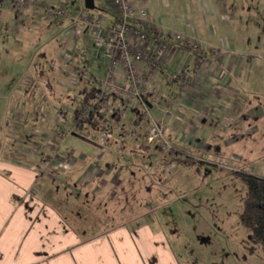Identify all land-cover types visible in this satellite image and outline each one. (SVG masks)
Listing matches in <instances>:
<instances>
[{"label": "rangeland", "instance_id": "obj_1", "mask_svg": "<svg viewBox=\"0 0 264 264\" xmlns=\"http://www.w3.org/2000/svg\"><path fill=\"white\" fill-rule=\"evenodd\" d=\"M226 1L239 19L242 14L237 12L238 1L247 5L243 10L252 11L248 13L251 17L254 10L261 11V6L255 4L259 0ZM7 11L0 8V156L36 164L47 160V143L61 146L75 141L76 137L91 141L88 139L94 134L91 127H76L71 119L72 108L82 96L81 89L90 85L80 81L82 76L79 75L78 85H73L70 82L77 77H68L63 72L64 45L56 30L59 24L48 20L42 27L35 28L29 21L20 31L12 32L7 24L11 19ZM92 13L98 16L96 10ZM79 49L69 50L73 53V62L68 67L73 69L80 62V70L90 72L91 66L87 62L99 57L91 50L82 52ZM237 50L229 54L231 62L239 64L243 56L247 60L249 55ZM213 52L212 65L216 66L224 54L215 46ZM187 68L176 67L170 75H174L177 88L169 89L166 85L164 91L168 97L175 95L176 99L180 96L190 101L191 106L185 109L177 102H164L158 105L159 113L152 114L165 124V135L179 157L162 155L156 148H150V153L145 152L141 149V134L127 143L130 148L138 147L140 156L130 150L139 178L133 182L134 197H129L135 201L134 208H131V201L129 203L135 213L126 216L159 225L176 264H264L261 246L251 240L249 231L239 219L247 186L238 173L245 171L264 176L263 121L248 116L251 111L248 105H254L258 100L247 95L241 89L242 85L232 82L224 86L222 79L213 86H197L198 94L187 92L191 85H198L191 81L185 87V79L198 71ZM203 68L211 75L221 71H213L209 62ZM182 76L185 77L183 80ZM255 87L262 91L259 105L264 112V83ZM173 123H176L175 128ZM141 129L146 130L145 123ZM112 142L115 141L107 139L104 145ZM118 147L123 149L120 144ZM186 158L193 164L178 162V159ZM44 170L50 172L49 167ZM69 184L65 183L64 187L71 193ZM79 188L75 185L72 192L76 194ZM108 205L104 204L102 209L104 227L125 218L123 214L112 212L114 209Z\"/></svg>", "mask_w": 264, "mask_h": 264}, {"label": "crops", "instance_id": "obj_2", "mask_svg": "<svg viewBox=\"0 0 264 264\" xmlns=\"http://www.w3.org/2000/svg\"><path fill=\"white\" fill-rule=\"evenodd\" d=\"M53 1L62 3L72 17L90 11L85 9L84 0ZM111 1L95 0L97 15L107 25L120 16ZM131 1L135 12L146 9L155 23L153 28H144L149 30L152 37L150 49L162 37L161 32L167 35L175 31L193 39V44L199 45L202 50L190 49L191 43L185 41L172 42L171 59L163 65L159 78L163 91L166 85H169V89L177 88L178 83L170 78V74L176 67L185 69V66L198 70L196 75L190 76L192 82H197L196 87L213 86L220 79L224 86L237 83L242 85L241 89L247 95L258 100L254 105H248L251 110L248 116L262 119L261 129L264 127L263 107L259 105L262 91L255 87L258 83H264V0L255 2L261 6V11L254 10L252 17L248 14L252 11L243 10L247 5L238 1L237 4L242 6V9L238 7L240 11L237 9L242 14L240 19L228 8L226 0ZM7 12L12 18L13 13ZM46 21L33 26L42 27ZM58 26L56 30L62 46L67 44L69 50L75 51L81 48L79 50L82 52L91 49L92 41L88 33L76 34L70 19ZM131 26L141 28L138 23L131 22ZM213 46L221 48L224 54L221 61L216 57L220 62L216 66L212 65L211 60V56L215 55ZM236 50L249 55L247 60L242 57L240 65L232 63L230 59L232 56L229 53H236ZM197 58L203 60V66L209 62L213 71L220 69V73L201 74L200 68L192 65ZM87 64L91 66L89 74L94 78H99L106 70V61L102 58L92 59ZM76 66H80V62ZM196 87L194 92L198 94ZM203 95L207 96V93L203 92ZM189 103L185 100V109L191 106ZM148 107L151 114L159 113L158 105L149 102ZM143 121L138 123L144 125ZM175 125L173 123L172 127L175 128ZM140 137L142 142V135ZM114 141L104 145L76 137L75 141L61 146L50 142L47 143V160L37 161L36 164L7 155L0 156V264H176L159 225L126 216L135 213L129 207L131 201V208H134L135 201L129 197H134L133 182L139 178L134 171L136 161L130 150L137 156H140L137 154L140 150L138 147L130 148L127 143L131 142L124 144L125 150L124 147L119 149V141ZM141 149L151 152L144 143ZM56 160L61 166L55 164ZM48 167L50 172L46 173L44 169ZM69 182L68 190L71 193L64 187ZM75 185L80 186L76 194L72 192ZM111 188L115 191H111ZM104 204H109L114 209L112 212L123 214L125 218L104 227Z\"/></svg>", "mask_w": 264, "mask_h": 264}, {"label": "built area", "instance_id": "obj_3", "mask_svg": "<svg viewBox=\"0 0 264 264\" xmlns=\"http://www.w3.org/2000/svg\"><path fill=\"white\" fill-rule=\"evenodd\" d=\"M111 2L120 14L111 25L104 23L101 16H95L91 11L72 17L68 15L62 3H54L53 0H0V8L13 13V17L7 23L12 32L20 31L28 20L32 25L38 26L44 20L60 24L70 19L76 34L88 33L92 41L91 52L106 61L104 74L94 78L89 72L81 71L80 66L73 69L68 67L73 62V53L69 51L67 44L62 49L64 65L61 67L68 77L72 75L77 77V80L70 82L71 84L78 85L79 75L82 76L80 81H85L90 85L88 87H94L93 98L88 103L83 104V96H81L77 106L72 108L71 119L75 126L88 125L91 118H109L108 121H100V127L92 129L91 132L94 134L88 139L101 144L107 139L117 140L123 148L125 143L131 142L141 134L142 143L148 147L160 150L162 155L178 158L179 155L165 135V124L152 117L148 103L160 105L173 101L184 108L185 100L179 96L177 98L180 101H178L175 95L168 97L159 83V78L163 65L171 59L172 42L185 41L191 43L190 49H196L195 51L201 49L199 45L193 44V39L185 38L175 31H170L167 35L161 32L162 37L158 38L150 49L152 37L149 30L144 28H153L155 23L147 10L138 9L135 12L131 0ZM131 22L138 23L141 28L131 26ZM192 65L200 68L201 74L205 73L201 58L195 59ZM80 71L82 74L79 73ZM180 73L181 70L178 71V74ZM173 76L171 75L170 78L174 79ZM184 84L186 87L191 84V80L185 79ZM194 89V85H191L188 91ZM134 109L139 113H145L144 132L141 129L143 124L135 121L138 112L135 113ZM116 111L119 112L120 117L117 122L112 118ZM115 134H118V137H114ZM55 164L60 165V162L56 160Z\"/></svg>", "mask_w": 264, "mask_h": 264}, {"label": "trees", "instance_id": "obj_4", "mask_svg": "<svg viewBox=\"0 0 264 264\" xmlns=\"http://www.w3.org/2000/svg\"><path fill=\"white\" fill-rule=\"evenodd\" d=\"M83 96V104L88 103L94 95V87L85 86L80 91ZM114 121L119 120V112L112 115ZM145 118V113H137V122ZM107 117L91 118L88 125H81V128L98 129L100 121H108ZM145 147H148L144 144ZM179 163L193 164L190 158L178 159ZM198 170V169H197ZM245 181L247 186L246 196L239 213L241 224L249 231L250 238L253 242L259 244L264 252V176L249 172L238 173Z\"/></svg>", "mask_w": 264, "mask_h": 264}, {"label": "water", "instance_id": "obj_5", "mask_svg": "<svg viewBox=\"0 0 264 264\" xmlns=\"http://www.w3.org/2000/svg\"><path fill=\"white\" fill-rule=\"evenodd\" d=\"M84 6L87 10L93 11L97 9L95 0H84Z\"/></svg>", "mask_w": 264, "mask_h": 264}]
</instances>
